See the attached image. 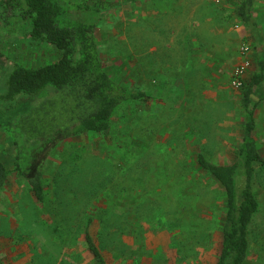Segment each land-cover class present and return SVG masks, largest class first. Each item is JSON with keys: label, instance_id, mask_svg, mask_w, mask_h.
<instances>
[{"label": "rangeland", "instance_id": "374dc122", "mask_svg": "<svg viewBox=\"0 0 264 264\" xmlns=\"http://www.w3.org/2000/svg\"><path fill=\"white\" fill-rule=\"evenodd\" d=\"M74 1L89 6L75 13L96 23L109 75L147 98L120 104L106 133L24 138L16 122L31 104L4 99L6 79L13 65L42 66L59 51L29 40L19 25L9 32L0 19V160L10 171L0 190L4 264H96L84 241L89 218L108 264H215L224 191L196 157L237 158L244 108L233 81L245 57L242 81L264 52V0H253L251 23L237 14L242 0ZM254 135L264 155V100ZM38 171L42 200L28 182ZM253 187L260 206L245 264H264L259 164Z\"/></svg>", "mask_w": 264, "mask_h": 264}, {"label": "trees", "instance_id": "16d2710c", "mask_svg": "<svg viewBox=\"0 0 264 264\" xmlns=\"http://www.w3.org/2000/svg\"><path fill=\"white\" fill-rule=\"evenodd\" d=\"M252 4L253 0L238 4L237 14L246 23L252 22ZM0 5V19L9 32L19 25L29 40L50 43L59 51L56 61L42 66L13 65L6 79L3 98L31 104L16 122L25 132L24 138L46 141L52 134L68 138L86 132L106 133L120 104L147 98L144 91L118 83L105 69L94 35L96 23L75 13L88 5L74 0H0ZM241 88L244 121L236 160L220 164L209 161L203 153L196 157L198 167L214 177L224 191L222 242L215 264H245L250 250V225L260 206L253 181L257 164L264 168V155L254 135L257 107L264 100L259 91L264 89V52L257 56L254 70ZM9 174L0 160V190ZM28 182L42 200L41 172ZM91 221L89 218L84 233L86 249L96 264H108L90 231ZM0 264H4L1 255Z\"/></svg>", "mask_w": 264, "mask_h": 264}, {"label": "built area", "instance_id": "2783aa9c", "mask_svg": "<svg viewBox=\"0 0 264 264\" xmlns=\"http://www.w3.org/2000/svg\"><path fill=\"white\" fill-rule=\"evenodd\" d=\"M242 53H246L248 51V45H242L241 47ZM250 65V60L245 57L242 61V63L237 67L236 69V78L233 81V83L237 86L240 87L242 85V75L244 74L245 70L249 67Z\"/></svg>", "mask_w": 264, "mask_h": 264}, {"label": "bare ground", "instance_id": "6f19581e", "mask_svg": "<svg viewBox=\"0 0 264 264\" xmlns=\"http://www.w3.org/2000/svg\"><path fill=\"white\" fill-rule=\"evenodd\" d=\"M136 24V23H135ZM140 24V23H139ZM134 25V24H133ZM138 26V25H137ZM136 27V26H135ZM142 27V26H141ZM150 30V29H149ZM230 127V126H229Z\"/></svg>", "mask_w": 264, "mask_h": 264}]
</instances>
